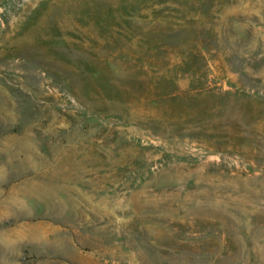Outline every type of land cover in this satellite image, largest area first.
I'll use <instances>...</instances> for the list:
<instances>
[{"label": "rangeland", "instance_id": "obj_1", "mask_svg": "<svg viewBox=\"0 0 264 264\" xmlns=\"http://www.w3.org/2000/svg\"><path fill=\"white\" fill-rule=\"evenodd\" d=\"M0 264H264V0H0Z\"/></svg>", "mask_w": 264, "mask_h": 264}]
</instances>
